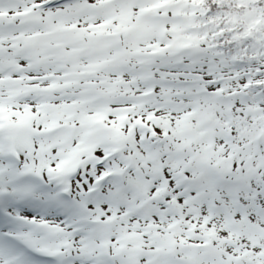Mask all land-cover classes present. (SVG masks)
I'll list each match as a JSON object with an SVG mask.
<instances>
[{"label": "snow or ice", "instance_id": "snow-or-ice-1", "mask_svg": "<svg viewBox=\"0 0 264 264\" xmlns=\"http://www.w3.org/2000/svg\"><path fill=\"white\" fill-rule=\"evenodd\" d=\"M0 264H264V0H0Z\"/></svg>", "mask_w": 264, "mask_h": 264}]
</instances>
